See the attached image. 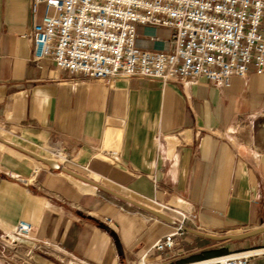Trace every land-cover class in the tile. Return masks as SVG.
Returning <instances> with one entry per match:
<instances>
[{
    "label": "crops",
    "instance_id": "obj_1",
    "mask_svg": "<svg viewBox=\"0 0 264 264\" xmlns=\"http://www.w3.org/2000/svg\"><path fill=\"white\" fill-rule=\"evenodd\" d=\"M32 3L0 0L1 138L45 157L61 151V164L69 160L132 199L156 198L195 212L184 247L178 238L160 264L228 249L231 241L198 231L223 235L264 226V72L251 64L229 86L203 77L164 83L136 76L109 87L51 60H32L31 29L44 13L40 4L34 15ZM139 30L170 37L164 27ZM104 146L119 150L116 164L102 157ZM91 187L0 141V234L26 219L38 239L53 244L51 255L68 260L52 264H140L147 248L172 230L173 222ZM242 241L264 245V232ZM41 254L35 260L49 264ZM0 264H10L1 244Z\"/></svg>",
    "mask_w": 264,
    "mask_h": 264
},
{
    "label": "built area",
    "instance_id": "obj_2",
    "mask_svg": "<svg viewBox=\"0 0 264 264\" xmlns=\"http://www.w3.org/2000/svg\"><path fill=\"white\" fill-rule=\"evenodd\" d=\"M40 4L44 13L30 34L32 60H51L58 69L102 80L109 87L136 76L164 83L203 77L229 86L234 77H244L251 64L264 72V0H33L34 15ZM139 27H164L170 37L141 33ZM102 150L104 159L119 157L117 149ZM146 199L174 222L171 231L147 248L140 264H152L147 259L157 252L165 254L160 261L168 258L186 223L198 219L178 204ZM35 232L33 222L20 219L13 231L0 234L9 262L12 252L21 263L35 252L50 254L53 244ZM254 255L230 251L175 264H250Z\"/></svg>",
    "mask_w": 264,
    "mask_h": 264
},
{
    "label": "water",
    "instance_id": "obj_3",
    "mask_svg": "<svg viewBox=\"0 0 264 264\" xmlns=\"http://www.w3.org/2000/svg\"><path fill=\"white\" fill-rule=\"evenodd\" d=\"M0 141H3L5 142L6 144H9L10 146H13L15 148H18L28 154H30L31 156H33L34 158H36L37 160L39 161H42L46 164H48L49 166L53 167V168H58L60 170H62L63 172L73 176L74 178H77L87 184H90V185H93L95 186L96 188L100 189L101 191L109 194V195H112L120 200H123L125 202H128L160 219H163V220H167V221H170V222H174V219L168 215V214H165L163 212H159L135 199H132L116 190H113L107 186H105L104 184L80 173V172H77L71 168H68L66 166H64L63 164H61L60 162L58 161H55L53 159H51L50 157H45L43 155H40L36 152H33L31 150H28L24 147H21L9 140H6L4 138H1L0 137ZM108 162H113L112 159H108ZM114 164H116L115 162H113ZM200 234H203V235H206V236H209L213 239H216V240H223V241H234V240H242V239H245V238H248V237H251V236H254V235H257V234H260V233H263L264 232V226L263 227H260V228H255V229H252V230H249V231H246V232H240V233H229V234H223V235H215V234H209V233H204V232H200L198 231Z\"/></svg>",
    "mask_w": 264,
    "mask_h": 264
},
{
    "label": "rangeland",
    "instance_id": "obj_4",
    "mask_svg": "<svg viewBox=\"0 0 264 264\" xmlns=\"http://www.w3.org/2000/svg\"><path fill=\"white\" fill-rule=\"evenodd\" d=\"M56 154H58V153H53V154H49V155H46L47 157H55L56 156ZM64 166H66V167H68V168H71V169H73V170H75V171H77V172H80V173H82V174H84L83 173V171H81L80 169H78V168H76L69 160L68 161H65L64 162V164H63ZM85 175V174H84ZM87 176V175H86ZM91 188H93V187H91ZM93 189H95V188H93ZM97 190V192H100L101 194H104V195H106V196H108V197H111V198H114V197H112L111 195H109V194H107V193H105V192H103V191H101V190H99V189H96ZM115 199V198H114ZM118 202H120V203H122L124 206H126V207H128V208H130L131 210H133V211H137V212H142V213H145V214H147L144 210H142V209H139L138 207H136V206H134V205H131V204H129V203H127V202H125V201H123V200H119V199H116ZM137 201H141L142 203L144 202V203H150V201L148 200V199H146V198H141V199H139V200H137ZM162 212V211H161ZM150 216V215H149ZM191 225H196V223H192V222H187L186 223V227L187 226H191ZM186 235V232L183 234V235H181L180 237H178L179 239H178V241L180 242L181 240H183L184 239V236ZM246 242V241H245ZM181 243H183V241L182 242H180L179 244H177V246H179ZM181 246V245H180ZM181 247H184V246H181ZM257 248H264V245H260V244H246V243H244V241H242V240H234V241H231L229 244H228V249H225V251H223L222 253H225V252H230V251H242V250H251V249H257ZM178 250V249H177ZM173 251L175 252L176 251V245H175V248L173 249ZM172 251V252H173ZM179 251H181V250H179ZM14 253L15 252H12V259H11V261H10V264H39L36 260H35V257L38 255V254H41L40 252H35V254H34V257L33 258H31V259H27V261L26 262H23V263H21V259L18 257V254L16 253V255H14ZM42 255V254H41ZM43 256L44 257H47L48 259H49V261H48V263L49 264H52L51 262L53 261V263L54 262H59V260L61 259V258H63V260H65L66 262L68 261L67 260V258H64V256H59V254H56V253H54V255L52 254L51 255V252H50V254H43ZM209 257H211V256H209ZM55 258H59V260H57V259H55ZM203 258H208L207 256H204V257H200V258H198V259H196V260H200V259H203ZM188 261V260H187ZM187 261H180V262H187ZM189 261H195V260H189ZM180 262H172V263H164V264H175V263H180ZM161 263V261L160 260H156V262H155V264H160ZM250 264H264V252L263 253H259V254H256V255H254L252 258H251V263Z\"/></svg>",
    "mask_w": 264,
    "mask_h": 264
},
{
    "label": "bare ground",
    "instance_id": "obj_5",
    "mask_svg": "<svg viewBox=\"0 0 264 264\" xmlns=\"http://www.w3.org/2000/svg\"><path fill=\"white\" fill-rule=\"evenodd\" d=\"M65 158H66V155H65L64 153H58V154H56L55 157H53V160H55V161H59V162H63ZM73 178H74V177H73ZM75 179H76V178H75ZM77 180H78V179H77ZM81 182H82V181H81ZM90 186L96 188V187L93 186V185H90ZM139 202H141V201H139ZM141 203H142V202H141ZM143 204H145V205H147V206H149V207H151V208H153V209H155V210L161 212L158 208L152 206V205L149 204V203H144V202H143ZM249 252H250L251 254H259V253H263V252H264V248L251 249V250H249ZM73 264H82V263H78V262L74 261Z\"/></svg>",
    "mask_w": 264,
    "mask_h": 264
}]
</instances>
